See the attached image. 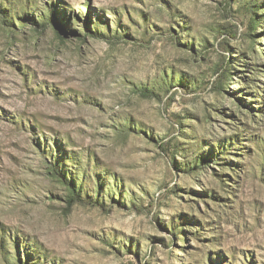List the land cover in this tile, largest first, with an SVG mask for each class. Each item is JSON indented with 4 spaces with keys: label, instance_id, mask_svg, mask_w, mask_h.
<instances>
[{
    "label": "rangeland",
    "instance_id": "obj_1",
    "mask_svg": "<svg viewBox=\"0 0 264 264\" xmlns=\"http://www.w3.org/2000/svg\"><path fill=\"white\" fill-rule=\"evenodd\" d=\"M0 264H264V0H0Z\"/></svg>",
    "mask_w": 264,
    "mask_h": 264
}]
</instances>
